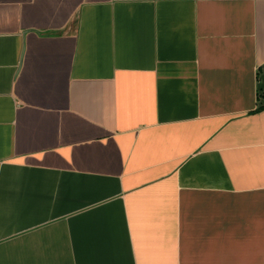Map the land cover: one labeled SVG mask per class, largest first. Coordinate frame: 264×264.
I'll list each match as a JSON object with an SVG mask.
<instances>
[{"label":"crops","instance_id":"1","mask_svg":"<svg viewBox=\"0 0 264 264\" xmlns=\"http://www.w3.org/2000/svg\"><path fill=\"white\" fill-rule=\"evenodd\" d=\"M262 106L264 0H0V264H264Z\"/></svg>","mask_w":264,"mask_h":264},{"label":"trees","instance_id":"2","mask_svg":"<svg viewBox=\"0 0 264 264\" xmlns=\"http://www.w3.org/2000/svg\"><path fill=\"white\" fill-rule=\"evenodd\" d=\"M262 109H264V106L259 107L256 111H260V110H262ZM256 111H254V112H256ZM254 112H252V113H254Z\"/></svg>","mask_w":264,"mask_h":264}]
</instances>
